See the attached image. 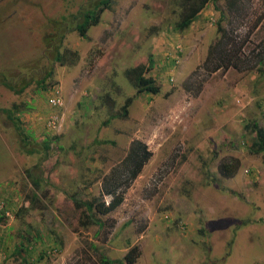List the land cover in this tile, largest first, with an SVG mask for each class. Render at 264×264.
Returning <instances> with one entry per match:
<instances>
[{"label": "rangeland", "instance_id": "obj_1", "mask_svg": "<svg viewBox=\"0 0 264 264\" xmlns=\"http://www.w3.org/2000/svg\"><path fill=\"white\" fill-rule=\"evenodd\" d=\"M82 1L0 3V78L15 77L17 88L29 81L20 94L0 83V108L15 104L28 147L39 142L27 153L0 111V264H99L97 252L119 259L132 246L134 264H264V152L249 150L253 122L264 128V0L209 3L181 32V0H114L88 38L65 33L76 64L40 61L51 22ZM149 56L160 91L137 96L125 72ZM51 63L57 83L38 91L35 78ZM135 142L148 156L114 189L110 175ZM27 169L46 180L35 200ZM94 196L121 201L103 226H82L74 200Z\"/></svg>", "mask_w": 264, "mask_h": 264}, {"label": "trees", "instance_id": "obj_2", "mask_svg": "<svg viewBox=\"0 0 264 264\" xmlns=\"http://www.w3.org/2000/svg\"><path fill=\"white\" fill-rule=\"evenodd\" d=\"M218 1L219 0H181V12L179 13L178 20L173 25L174 30L181 32L190 27L192 23L200 16L201 12L206 7H208L209 3L214 4V8L218 9V5L216 3ZM237 1L238 0H228L229 6L236 4ZM113 3L114 0H84L78 5L76 10L62 14L57 23L51 22V27L54 31L47 32L45 35H43L44 43H46L47 48L44 53L41 52L40 61H43L44 57L51 55L52 61L54 63H58V65L60 66H72L76 64L79 61L78 51L70 49L68 47H62L65 33L72 30L75 31L78 36L82 38H88V32L90 28L98 25L101 22L103 14L111 10ZM220 17H225L224 11L222 10L220 11ZM224 36H226L225 31ZM181 52V48L180 46H178L174 47L173 54L165 55V60L170 63L169 66L176 65V58L180 55ZM232 55L234 54L227 53V56ZM39 62L36 61L34 63V66L37 67L39 65ZM259 63L264 66V59L259 58ZM154 65L155 61L153 60L152 56H149L146 63L126 70L125 74L127 75V77H129L132 86L135 88V94L138 95L140 93H159V85L156 84L155 78L151 75H148L154 68ZM54 72V64L51 63L50 66L44 67V72L40 71L38 73L35 78L37 85L36 88H38V91H48L57 83V81H55L53 78ZM11 78L13 79H10V77L0 78V83H3L5 87L15 92L16 94H20L24 90L25 86H27L29 83V81L24 77L23 79H20V83H22V85L20 86V88H17L16 82L14 81L15 77ZM57 97L58 94L55 93L51 98ZM131 100L132 98L130 97L125 99V103L122 106L123 113L127 114V107L129 106ZM16 109V105L12 104V107L10 108H0V111L5 114V119L10 120V122L12 123L18 135L21 147L30 154L39 151V149L36 147V144H39L38 141H34L35 145H32V147H28V144L31 142L27 140L28 135L24 133V129L20 126L19 118L16 115ZM253 123L255 142L251 144L249 150L253 153H261L264 152V128L258 126L256 122ZM41 143L43 145V159L48 156L47 151L51 149V139L44 137ZM138 143L139 142L133 143V145L129 148V153L126 157L127 159L130 157L128 160L129 163L125 164L123 160L120 166V170L118 171V169H115L111 173V177L108 180L109 182H107V185L112 182L111 185H113V188L116 189L120 185V182L125 179L123 177H126L125 182L127 183L131 179H133L140 171L142 164L148 156V149L146 145ZM38 162L33 166L32 169L39 166L40 162ZM32 169H27L25 173L31 184V196L33 197V200H35L36 198H39L38 194L45 195L47 193V189L42 188L46 183V180L42 177L43 169L39 171L40 175H35L36 173H34ZM221 170L225 174V176H232L233 170H228L224 166H222ZM74 201L76 203L78 202V205L84 206L81 217L79 218V224L88 227L92 224L103 226L101 217L115 209L120 204L121 198H114L109 203H105L101 196H94L91 199L85 201H78L77 199H75ZM60 244L61 243H59L58 245ZM230 244L231 242L228 243L229 247ZM18 251H21V249H18ZM139 253L140 252L137 246H132L130 250L127 251V253H125L124 256L119 259H111L104 253L97 252V262L99 264H134L139 256ZM226 255H229V252H227Z\"/></svg>", "mask_w": 264, "mask_h": 264}, {"label": "built area", "instance_id": "obj_3", "mask_svg": "<svg viewBox=\"0 0 264 264\" xmlns=\"http://www.w3.org/2000/svg\"><path fill=\"white\" fill-rule=\"evenodd\" d=\"M50 100H51L53 105H56L59 102L58 97L57 98H53V99L51 98Z\"/></svg>", "mask_w": 264, "mask_h": 264}, {"label": "crops", "instance_id": "obj_4", "mask_svg": "<svg viewBox=\"0 0 264 264\" xmlns=\"http://www.w3.org/2000/svg\"><path fill=\"white\" fill-rule=\"evenodd\" d=\"M2 1H3V0H0V3H1ZM204 13H205V11L203 10V11L201 12V14H204ZM201 14H200V15H201ZM145 94H148V95H149L150 93H145ZM137 96H140V95H137ZM132 101H133V100H131L130 104L132 103ZM129 106H130V105H129Z\"/></svg>", "mask_w": 264, "mask_h": 264}]
</instances>
